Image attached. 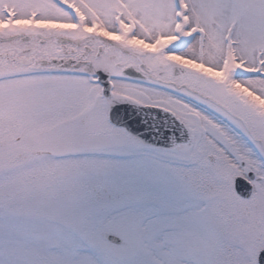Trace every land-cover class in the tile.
<instances>
[{
  "label": "snow or ice",
  "instance_id": "snow-or-ice-1",
  "mask_svg": "<svg viewBox=\"0 0 264 264\" xmlns=\"http://www.w3.org/2000/svg\"><path fill=\"white\" fill-rule=\"evenodd\" d=\"M0 264H264V0H0Z\"/></svg>",
  "mask_w": 264,
  "mask_h": 264
}]
</instances>
